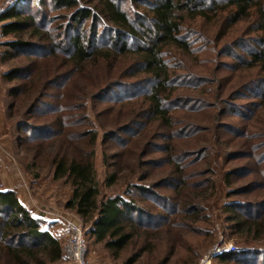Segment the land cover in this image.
<instances>
[{"label": "trees", "instance_id": "16d2710c", "mask_svg": "<svg viewBox=\"0 0 264 264\" xmlns=\"http://www.w3.org/2000/svg\"><path fill=\"white\" fill-rule=\"evenodd\" d=\"M116 1L96 0L93 6H85L79 0H13L0 10V35L2 37L12 35V38L0 42V46L5 47L0 50V60L7 62L26 58L24 63L12 66L2 75L4 81L14 83L6 95V110L10 109L8 117L10 115L13 118L16 114L14 107L16 108V102L23 94H28L27 99L33 95L29 105L26 104L22 111L25 115L22 116L21 113L22 119L14 124L13 134L17 140L31 143L36 140H50L59 135H64L67 139L75 136V131L66 133L72 123L66 122L65 119L73 118L70 116L77 117L78 112L75 110L73 112L76 114L64 112L65 86L62 82L65 81V73L49 79L45 78L46 73H42L33 86L36 61L62 54L71 62L72 67L80 68L84 63L101 57L106 63L110 59L129 58L127 66L125 64L122 68L123 71L130 73L131 81L125 82L121 79L111 81L100 77L98 83L103 82L105 85L98 86L95 98L98 107L107 102L118 105L140 102L142 105L139 104L138 107L141 110L136 113H142L141 116L144 118L138 117L124 125H117L113 130L103 131L102 158L106 166L112 167L123 159L122 163H125L123 166L130 167L129 159L125 162L124 158L132 145L131 138L135 140L139 137L149 121L156 122L155 128L171 129L174 119L170 109L208 111L203 117L206 116L205 119L208 118L209 122H212L210 127L187 121L189 118L180 114L184 116L183 120H180L184 124L178 126L179 138L185 140L193 138L197 142L204 140L206 142V136L211 134L213 137L211 139L218 145H223V141L245 140L241 145H245L246 142L252 149L249 153L238 144L233 151L224 152L225 159L227 163L231 161L237 163L241 159L251 158L250 162L257 166L255 169L253 166L249 167L250 163L247 160V165L240 163L227 168L223 180L229 188L232 187L233 179L250 177L247 186L238 190L231 188L228 194L233 195L240 191L251 194L258 189H264V144L260 146L253 142L255 138L260 137V133L264 136V0H124L130 5H145L146 10L141 12V16L150 19L149 28H145L140 17L132 18L134 12L130 9L125 10ZM147 2L152 3L150 7L146 6ZM33 3L36 5L34 14L28 12ZM47 6L51 10L69 11L67 21L58 26L53 34L50 27L51 19L47 18L48 10H42V7ZM87 20L89 26L86 27ZM240 28L241 32L234 38L235 31ZM197 30L202 33L200 40L205 43L222 41L217 45L221 51H227L226 54H221L228 59L222 68L229 71L227 75L241 68L247 72H255L256 77L244 80L246 72L239 77L235 85L231 87L229 85L227 88V76L221 75L223 70H219L213 71L212 78L206 82L190 74L184 76L182 81L175 79L174 83H171L174 72L168 70L164 55L174 56L178 53L177 58L182 59L192 50L198 52L200 44H197L199 41ZM242 33L246 36H239ZM30 37H36V40ZM143 39L146 42L138 44V41ZM24 84L26 86L22 88ZM173 84L175 85L172 86ZM211 85L214 91L210 97L214 104L205 102V98L201 96H194L195 93L204 94V91H194L197 88H205L206 92ZM174 87L186 88L181 96L176 92L177 100H174L176 97ZM225 92L227 97L224 99ZM82 107L85 110L81 111H86L85 103ZM43 111H49L55 120L52 118L48 123L39 124L30 122L32 120L30 118ZM118 113L121 112L118 110ZM93 131L85 132L87 136L91 135L89 143L86 144L94 143L98 132L94 129ZM76 134L81 135L79 132ZM161 137L163 141L168 139L160 133L159 138ZM109 142L116 143L119 150L109 154L107 152ZM167 142L164 146L156 147L169 153L171 143L169 140ZM65 145V148L62 145L61 150L55 151L51 160L54 165L53 178H63L70 184L71 196L65 206L73 210L82 222L88 225V232L96 242L104 244L112 257L120 258L129 248L130 241L138 230L150 231L164 224L166 227L173 224L177 216L185 213L186 207L184 205L181 207L180 203L174 201L168 191L159 193L156 190L170 187L172 191H177L180 197L183 191L181 188L185 184L184 178L181 177L180 165H175L176 169L172 168L173 170L158 183H145L152 171L149 167L159 166L160 159L150 161L147 156L148 150L137 154L138 157L141 156L142 176H138L128 189L133 188L138 197L141 194L150 195L145 198L152 197L150 201L158 206L153 212L148 207L140 206L133 200L135 198L125 197L124 193L102 197L94 168V152H86L73 142ZM137 146L138 144L134 145ZM210 150L211 144H203L201 148L188 154L189 159L196 158V162H200L204 155L211 154ZM174 160L176 159L173 155L170 162ZM207 166V171L205 169L203 173H212L210 165ZM117 175V171L113 173L106 171L105 184L112 185ZM202 179L212 180L199 178L196 183H200ZM255 179H260L261 184ZM210 182L209 188L214 186L213 180ZM249 187L258 189H253V192L252 189H248ZM262 191L264 194V190ZM127 192L128 190L126 194ZM179 206L181 208H178ZM225 209L231 212L232 228L247 236L252 232H263L264 199L261 202H229L225 204ZM250 252L258 254L251 258L253 264H264V249L260 252L252 250ZM250 252L236 248L217 258L222 262L235 261L240 264L242 261L237 257L243 258ZM63 254L64 250L58 238L48 229L42 228L38 217L32 216L20 203L15 191L0 190V260L5 258L0 264L6 262L47 264L59 260ZM139 256V253L131 254L122 264H134Z\"/></svg>", "mask_w": 264, "mask_h": 264}, {"label": "rangeland", "instance_id": "374dc122", "mask_svg": "<svg viewBox=\"0 0 264 264\" xmlns=\"http://www.w3.org/2000/svg\"><path fill=\"white\" fill-rule=\"evenodd\" d=\"M12 1L13 0H0V10ZM79 1L85 6H93V4H96V0ZM116 3H119V5L125 10L130 9L131 12H134V15L131 16L132 18L135 16L136 18L140 17L145 28L151 26L150 19L141 16V12L143 13L146 10L144 7L145 5H130L129 2L124 0L116 1ZM151 4L147 2L146 6L150 7ZM35 10L36 5L33 3L32 7H30V9L28 8V12L34 14ZM42 10H48L47 18H50L52 22V25H50L52 34L55 33L57 27L61 26L69 17L68 10H51L49 6L42 7ZM62 14L67 15L63 16ZM102 24L104 23L102 22ZM85 26H89L88 20ZM52 27H54V29ZM242 28L235 31L234 38L238 36ZM196 33H198L197 40H199L197 41V44H200L198 52L192 50V52L186 54L182 59L177 58L179 55L178 53L177 55H174L175 57L172 55H164L168 70L174 72L171 83H174L175 79V81H182L184 76L190 74H193V76L201 78L206 82L212 78L213 71L219 72V70H223L221 75L227 76L226 79L228 81L226 87L228 88L229 85L230 87L233 84L235 85L239 77L247 71L240 68L235 71V73L233 72L227 75V72L229 71L222 68L223 63L228 59L221 55L222 53L226 54L227 51H221L217 45H220L222 41L219 43L214 41L213 43L208 44L203 40H200L202 33H200L199 30H197ZM239 36L244 37L246 35L242 33ZM10 38H12V35L5 37L0 35V42ZM32 40H36V37H33ZM143 41L146 42V40L143 39L142 41H138V44H142ZM4 48V46H0V50H3ZM103 59L104 58L101 57L95 61L90 60L87 63H84L80 68L72 67L71 62H69L67 58H64L62 54L49 57L43 61L35 62L36 65L33 70L35 79L33 86L41 77L39 75H42V73H46V79L65 73V81L64 83L62 82L65 86V97L63 99V102H65L64 112L71 114L74 113L73 110H75L78 114L77 117L70 116L73 118L69 117L70 119H67V117L65 119L66 122L72 123L66 133L69 134V132L72 133V131L74 133L75 131V136L71 139H67L64 135H59L50 140H36L31 141V143L17 140V137L13 134V128L15 122L22 119V116L25 115L22 111L26 104V106L29 105L33 95L27 99L26 97L28 94H23V96H21L22 99L20 97L16 102V108L14 107L16 114L13 118H11L10 115L8 117L10 109L6 110V95L14 83L6 82L2 79L4 71H7L12 66L24 63L26 58L9 60L7 62H2L0 60V190L9 189L15 191L20 203L32 216L38 217L42 228L48 229L56 238H58L64 250V256L62 255L59 260L47 264H74L65 248L68 236L65 226L66 220H70L82 226L84 231L83 238L86 245V253L84 256L86 264H122L126 257L131 254L133 255L134 253L140 254L134 264H201L203 261H209V264H237L235 261H220L217 257L223 254V252L216 255H213L212 253L219 252L225 244L232 245L234 249L242 248L243 251L248 252H250V250L260 252L264 249V229L262 233L252 232L250 233V236H247L246 234L232 228L233 223L230 221L231 212H227L225 209V204H228L229 202H261L264 199L262 191L264 189L260 190L258 188H253L254 190L258 189L254 192L251 187L248 189H252L254 193L249 194V192L244 193L240 191L233 195L228 194L231 188L238 190L241 187L247 186L250 177H242L239 180L233 179L232 187L230 188L223 180L225 170L233 165H238L240 163H245L247 165V160H249V167L252 168L253 166L255 169L257 166V164L255 165L253 162H250L251 158L241 159L237 163L234 161L227 163L225 159L224 152L233 151L234 148L238 147V144L241 145V142L243 143L245 140L241 139V142L237 141L238 139H234L232 142L223 141V145H218L215 140L211 139L213 138L211 137V134L206 136V142L205 140L197 142L194 141L193 138L185 140L178 136V126L184 124L180 121L183 120L184 116L189 118L186 119L187 121L200 123L202 126L210 127L212 122H209L208 118L205 119L206 116L203 117L208 111L170 109L171 113H173L172 115L174 119V124L171 129L155 128L156 122L153 123L152 121H149V124L146 123V126L143 127L139 137L135 140L133 137L131 138L132 145L135 142L134 145L138 144V146L134 147V145H130L131 147H129L128 152L125 154L124 161L126 162L129 159L128 164L130 167L123 166L125 164L122 163L123 159L119 160V163L114 164L112 167H108L103 163V131L113 130L117 125H124V123L138 117L144 118L142 117V113H136V111L141 110L138 107L139 104L140 106L142 105L140 102L132 104H130V102L119 105L107 102L105 105L98 107V101H96L95 94L98 92L99 87L105 85L103 82V84L98 83L100 77L103 79H110L111 81L119 79L125 82L131 81L130 73L125 70L123 71L122 68L125 64L127 66V62L130 60L129 58L110 59L107 63ZM255 77V72H247L246 75L243 76V79L248 80ZM97 83L98 85H96ZM174 85L175 84L172 86ZM25 86L26 85L24 84L22 88ZM207 86H209V84H207ZM175 88L176 87H174V89ZM184 89L186 88H176L174 94L178 92V95L181 96ZM194 91H204V94L195 93L194 96H201L205 98V102L210 105L214 104L210 97L212 91H214L213 85H211L210 89H207L206 92L205 88L200 89V87ZM178 95L176 94L174 100H177ZM206 95L209 97H206ZM223 96L224 99L227 97L226 92ZM84 103L86 111H81L82 109L85 110V108L82 107ZM118 110L121 113H118ZM21 113H23L22 116ZM180 114H184V116ZM52 118L54 121L55 119L54 117H51L49 111H43V113L36 114L30 118L32 119L30 122L34 124L48 123ZM93 129L98 132L96 133V139L94 143L86 144L89 143L91 135L87 136L85 132H87V130L93 131ZM77 132L81 135H77ZM160 133L163 134V137L165 136L168 139H164L165 141H163L162 137L159 138ZM259 136L260 137L255 138L253 142L262 146L264 144V136L262 133H260ZM167 140L171 143V152L169 151L168 153L163 150H158V147L156 146H164L168 143ZM68 142H73L79 145L80 148H84L86 152H94V168L96 170V179L99 183L102 197L124 193L125 197L135 198L133 200H136L140 206L143 205L148 207L153 212L157 210L156 208L158 206L150 201V198L152 197L149 199L145 198L150 195L141 194L138 197L133 188L128 189L130 184L137 180L138 176H142L140 166L141 156L138 157L137 154H142L148 150L147 156L150 161L160 159L159 166L149 167L150 169L152 168V171L151 174H149V177L144 181L145 183H158L169 174L170 170L176 169L175 165H180L182 168L181 177L184 178L185 181V184L181 188V191H183L180 197L177 195V191H172L170 187H161L156 190L159 193L161 191H168L171 195L169 196L174 201L180 203L181 207L183 205L186 207V214L184 213L183 215L177 216L175 219L176 221L166 227L164 224L161 227L154 228L156 230H138L135 237L130 241L129 248L122 253L120 258L112 257L104 244L96 242L91 233L88 232V225L82 222L73 210H70L65 206L66 201L71 196L70 184L63 178H53L54 165H52L51 160L56 153L55 151L61 150L62 145L63 148H65V143ZM206 143L211 144V154L204 155L202 157L203 160L200 162H196V158L190 160V155L188 154L201 148V146ZM107 146V152H109V154H113V152L119 150L117 149L116 143L109 142V145ZM241 147L247 153L252 150L246 145V142L245 145H241ZM68 152L69 150L67 153ZM173 155L176 160L170 162L172 161ZM186 155L188 157H186ZM207 165H210L212 168V173H203L205 169L207 171ZM106 171L109 173H113L114 171L118 172L116 181L112 185L105 184L104 179ZM198 171L201 172L198 173ZM199 178H211L213 180L212 185L214 186H210L209 188L210 181L212 180L203 181L202 179L200 183H196ZM256 181H259L258 183L261 184L260 179H257ZM127 190L128 192L126 194ZM143 197L146 200H144ZM181 207L179 206L178 208ZM140 247H145L146 249L141 250L139 249ZM252 253L253 252L245 254V257L243 258L237 257L242 261L240 264H253L251 258L258 254ZM244 260L250 261L247 262ZM3 261H5V258L1 259L0 263ZM6 264L8 263L6 262Z\"/></svg>", "mask_w": 264, "mask_h": 264}, {"label": "built area", "instance_id": "2783aa9c", "mask_svg": "<svg viewBox=\"0 0 264 264\" xmlns=\"http://www.w3.org/2000/svg\"><path fill=\"white\" fill-rule=\"evenodd\" d=\"M65 226L68 232L67 242L65 245L67 254L74 264H86L84 259L86 253V245L83 238L84 231L82 229V226L70 220L65 221ZM233 249L234 247L232 245L225 244V246H222L219 252L212 254L216 255L221 252H229L233 251ZM202 263L209 264V261H203Z\"/></svg>", "mask_w": 264, "mask_h": 264}]
</instances>
